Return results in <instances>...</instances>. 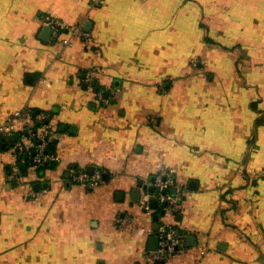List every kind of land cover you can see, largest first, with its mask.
<instances>
[{"label":"crops","instance_id":"obj_1","mask_svg":"<svg viewBox=\"0 0 264 264\" xmlns=\"http://www.w3.org/2000/svg\"><path fill=\"white\" fill-rule=\"evenodd\" d=\"M46 14L89 36L44 39ZM26 105L61 160L10 179L32 155L0 133V264L142 263L155 220L134 191L162 166L187 193L159 221L196 237L164 264H264V0H0V122ZM89 166L95 188L74 179Z\"/></svg>","mask_w":264,"mask_h":264},{"label":"built area","instance_id":"obj_2","mask_svg":"<svg viewBox=\"0 0 264 264\" xmlns=\"http://www.w3.org/2000/svg\"><path fill=\"white\" fill-rule=\"evenodd\" d=\"M96 4H101L104 0H94ZM43 21L52 27V37H58L62 29L72 28L74 33L79 36H89V32L85 31L82 25L72 26L66 20L57 18L51 14L43 16ZM88 82L94 80L92 76ZM102 100L105 97L102 91L99 92ZM39 118L41 124L36 126L35 119ZM52 114L49 111H37L31 106H23L13 109L6 117L0 122V133L9 135H18V138L12 144V151L16 157L23 158L25 152L32 155L29 162V168L32 173L49 164L51 161L58 162L61 160L59 153L50 148V145L55 141L56 135L54 125L51 122ZM35 151L33 154L32 152ZM22 162V161H21ZM22 163L15 161L8 172L10 179L21 180L25 177L22 170ZM74 179L78 182L86 184L88 188H95L103 181V171L95 169L90 173L86 168H77L74 171ZM154 186V190H150V186ZM174 175V170L168 166L160 167L158 173L155 175V180L149 178L142 179V183L137 185L140 191V197L137 199L138 205L142 208L143 212L149 216H154L159 213L160 208L169 213H176L181 205L184 195L187 193L186 189L181 187ZM146 186V187H145ZM174 189L178 190L174 193ZM47 189L35 188L33 183L29 184L28 196L31 199H37ZM152 198H156L158 207L155 208L151 204ZM160 214V213H159ZM133 216L129 212H124L118 215L116 222L124 228L133 227ZM154 234L158 235L157 248H150L145 253L144 261L140 264H155L156 262H168L172 257L185 252L187 230L180 228L171 221H159V226L155 230H151Z\"/></svg>","mask_w":264,"mask_h":264},{"label":"water","instance_id":"obj_3","mask_svg":"<svg viewBox=\"0 0 264 264\" xmlns=\"http://www.w3.org/2000/svg\"><path fill=\"white\" fill-rule=\"evenodd\" d=\"M51 35H52V27H51L50 25H48V24L44 25L43 33H42V37H43L44 39L48 40V39L50 38ZM72 127H73V126H72ZM61 129H65V126L62 125ZM11 137H12V139H16V135H15V134L12 135ZM32 153L34 154L35 151H33ZM28 156H29V153H25V157H28ZM50 164H51L52 166H55L56 162H55V161H51ZM24 166H25L24 163H22V167H24ZM94 170H95V167H94V166H89V167H88V171H89L90 173H92ZM103 177L106 178V177H107V173H103ZM152 180H155V176H152ZM141 183H142V181L139 182V184H141ZM36 187L38 188V187H39V184H36ZM145 187H146V186H145ZM150 190H151V191L154 190V186H153V185L150 186ZM174 191H175V189H174ZM134 196H135L137 199H139V197H140V191H139V189H136V190L134 191ZM151 204H152L153 207H157V206H158V202H157L156 198H152V200H151ZM164 211H165V210L162 209L160 212H161V213H164ZM153 218H154V220H155L154 228L157 229L158 226H159V214L156 213V214L154 215ZM158 240H159V239H158V235H156V234H155V235H152L151 238H150V244H149V247H150V248H157V246H158ZM187 241H188L189 244H195V243H196V237H195V235H194V234H189V235L187 236ZM156 264H164V263H163V262H157Z\"/></svg>","mask_w":264,"mask_h":264},{"label":"trees","instance_id":"obj_4","mask_svg":"<svg viewBox=\"0 0 264 264\" xmlns=\"http://www.w3.org/2000/svg\"><path fill=\"white\" fill-rule=\"evenodd\" d=\"M35 113H37V109H35ZM36 126H37V125H36ZM38 126H39V125H38ZM17 136H18V138H20L19 136H21V135L18 134ZM17 136H16V139H17ZM16 139H13V141H11V145L13 144V142H14ZM50 148L53 149V150H55V143H54V142L50 145ZM23 157H24V155H23ZM50 165H51V164L49 163V164H47V165L41 167V168L38 170V172H39L40 174H43L44 171H45V169H46V167H48V166H50ZM21 166H22V165H21ZM27 168H29V163H28V166H27L26 163H25V166L22 167L23 172H24V171L27 172V170H28ZM102 171H103V170H102Z\"/></svg>","mask_w":264,"mask_h":264},{"label":"rangeland","instance_id":"obj_5","mask_svg":"<svg viewBox=\"0 0 264 264\" xmlns=\"http://www.w3.org/2000/svg\"><path fill=\"white\" fill-rule=\"evenodd\" d=\"M28 169V171L30 172V168H27Z\"/></svg>","mask_w":264,"mask_h":264}]
</instances>
